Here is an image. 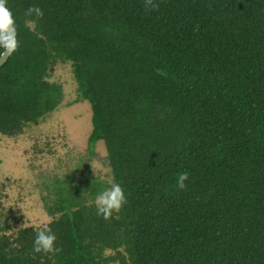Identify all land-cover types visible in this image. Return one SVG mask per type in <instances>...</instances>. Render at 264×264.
<instances>
[{"label": "trees", "instance_id": "trees-1", "mask_svg": "<svg viewBox=\"0 0 264 264\" xmlns=\"http://www.w3.org/2000/svg\"><path fill=\"white\" fill-rule=\"evenodd\" d=\"M158 2L6 0L19 47L0 69V135L62 109L54 75L70 65L90 155L104 143L127 204L97 215L106 187L76 164L43 198L62 251L36 253L2 184L0 264H264V0Z\"/></svg>", "mask_w": 264, "mask_h": 264}, {"label": "rangeland", "instance_id": "rangeland-1", "mask_svg": "<svg viewBox=\"0 0 264 264\" xmlns=\"http://www.w3.org/2000/svg\"><path fill=\"white\" fill-rule=\"evenodd\" d=\"M54 80L64 85L62 109L20 137L0 135V188L6 185L5 205L15 204V209L20 210L17 218L28 225L47 222L43 198L49 195L57 180L63 181L78 163H82L83 170L90 165L91 174L106 189L113 183L104 143L95 146L96 155H90L88 136L92 132V110L88 102L77 101L71 66H60ZM7 177L12 180L11 185ZM19 220L16 222L21 225Z\"/></svg>", "mask_w": 264, "mask_h": 264}, {"label": "clouds", "instance_id": "clouds-1", "mask_svg": "<svg viewBox=\"0 0 264 264\" xmlns=\"http://www.w3.org/2000/svg\"><path fill=\"white\" fill-rule=\"evenodd\" d=\"M145 7L148 10H158L160 2L158 0H145ZM26 17H35L36 20L42 19L44 16L43 10L36 5L30 6L26 12ZM35 20H26L25 25L32 28ZM19 47L17 36V25L15 17L6 6V0H0V60L5 56H12ZM93 166V165H92ZM189 180L188 173H180L177 176L176 186L179 190H184L187 185L185 181ZM127 204V197L120 184L111 183V186L101 192L95 197V207L97 215L101 216L104 220L113 218L114 213H119L123 206ZM33 226L37 229L36 237L34 240V251L36 253L56 255L62 251V248L56 247V235L52 232L47 222H41L40 225L24 224L23 227L27 228Z\"/></svg>", "mask_w": 264, "mask_h": 264}, {"label": "water", "instance_id": "water-1", "mask_svg": "<svg viewBox=\"0 0 264 264\" xmlns=\"http://www.w3.org/2000/svg\"><path fill=\"white\" fill-rule=\"evenodd\" d=\"M9 58H10V56H5L3 60H0V69L8 61Z\"/></svg>", "mask_w": 264, "mask_h": 264}]
</instances>
